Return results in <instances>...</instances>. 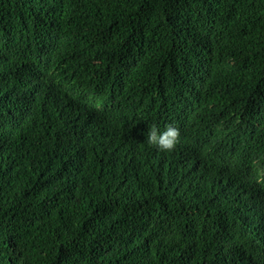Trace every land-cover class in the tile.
Wrapping results in <instances>:
<instances>
[{
	"label": "trees",
	"instance_id": "1",
	"mask_svg": "<svg viewBox=\"0 0 264 264\" xmlns=\"http://www.w3.org/2000/svg\"><path fill=\"white\" fill-rule=\"evenodd\" d=\"M258 163L264 0H0V264H264Z\"/></svg>",
	"mask_w": 264,
	"mask_h": 264
},
{
	"label": "clouds",
	"instance_id": "2",
	"mask_svg": "<svg viewBox=\"0 0 264 264\" xmlns=\"http://www.w3.org/2000/svg\"><path fill=\"white\" fill-rule=\"evenodd\" d=\"M181 130L173 123H169L161 129L153 125L147 134V143L155 146L161 152L173 151L179 143ZM257 180L264 182V165L257 164Z\"/></svg>",
	"mask_w": 264,
	"mask_h": 264
}]
</instances>
